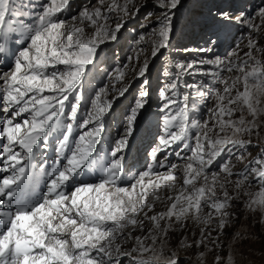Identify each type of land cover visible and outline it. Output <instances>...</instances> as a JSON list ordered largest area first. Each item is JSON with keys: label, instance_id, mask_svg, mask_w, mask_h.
I'll use <instances>...</instances> for the list:
<instances>
[{"label": "snow or ice", "instance_id": "1", "mask_svg": "<svg viewBox=\"0 0 264 264\" xmlns=\"http://www.w3.org/2000/svg\"><path fill=\"white\" fill-rule=\"evenodd\" d=\"M148 2L72 14V0H0V264H185L189 250L187 264H236L243 234L223 250L236 210L264 226V0L254 14L217 8L214 20L243 31L224 56L187 62L165 55L182 0H151L159 14L145 16L132 55L100 73L104 46ZM161 57L158 135L129 175Z\"/></svg>", "mask_w": 264, "mask_h": 264}, {"label": "rangeland", "instance_id": "2", "mask_svg": "<svg viewBox=\"0 0 264 264\" xmlns=\"http://www.w3.org/2000/svg\"><path fill=\"white\" fill-rule=\"evenodd\" d=\"M90 2H93V0H72L70 12L74 14ZM182 4L183 6L174 17L175 34L172 39V47L166 50L165 55L177 61L187 62L193 59H211L214 56H224L233 40L243 31L238 25H225L218 22L219 17L214 20L212 17L216 16L217 8H223L225 11L234 14L241 11L254 14L255 10L261 5V0H182ZM210 8L212 16L208 14ZM148 13L159 14V10L151 3V0L141 9L139 14L127 22L117 42L104 46L100 73L110 71L109 64L116 67L126 62L127 57L132 55L133 49L136 47V39H138L139 34L145 31L141 25L145 23V16ZM213 33L219 35L220 39L218 41ZM209 40L215 44L214 47L213 43H209ZM206 47H212L213 50L205 53L196 51ZM185 49L190 51H185ZM163 59L164 57H161L152 67L150 106L138 120L137 130L130 141V148L126 154V165L130 169L129 175L135 174L138 169L143 170L150 162L148 153L154 146V141L158 135L160 123L158 118L159 88L166 82L158 71ZM185 79L192 82L203 78L197 76L185 77ZM101 81V75H94L90 78L89 83L92 87H98ZM137 88L138 84L134 85L126 98L119 101L114 118L108 123V129L112 137H116L118 131L122 130L119 124L121 114L132 103ZM195 118H199V113L196 114ZM49 155H54L51 148L49 149ZM160 159H164L163 154H161ZM169 161L172 163L179 162L178 158L172 153H169L165 162ZM236 232L243 234L235 244L236 264H264V226L260 225L255 217H249L244 212L242 205L236 210L234 224L227 230L224 237V252L228 251L227 244L231 242V238ZM180 255L185 264L189 260L195 261V256L191 254V250L188 252L182 251ZM124 264H128L127 260L124 261Z\"/></svg>", "mask_w": 264, "mask_h": 264}, {"label": "bare ground", "instance_id": "3", "mask_svg": "<svg viewBox=\"0 0 264 264\" xmlns=\"http://www.w3.org/2000/svg\"><path fill=\"white\" fill-rule=\"evenodd\" d=\"M229 13H231L232 15H236V14H234L233 12H229ZM237 14H239V13H237ZM202 34V33H201Z\"/></svg>", "mask_w": 264, "mask_h": 264}]
</instances>
